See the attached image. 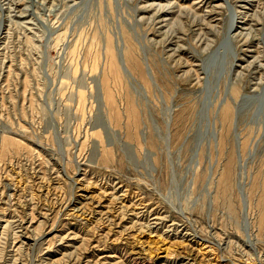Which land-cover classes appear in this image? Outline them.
I'll use <instances>...</instances> for the list:
<instances>
[{
  "label": "rangeland",
  "instance_id": "374dc122",
  "mask_svg": "<svg viewBox=\"0 0 264 264\" xmlns=\"http://www.w3.org/2000/svg\"><path fill=\"white\" fill-rule=\"evenodd\" d=\"M0 264H264V0H0Z\"/></svg>",
  "mask_w": 264,
  "mask_h": 264
}]
</instances>
